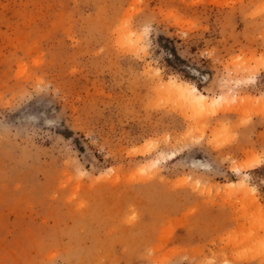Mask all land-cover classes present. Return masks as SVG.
<instances>
[{
    "label": "rangeland",
    "instance_id": "obj_1",
    "mask_svg": "<svg viewBox=\"0 0 264 264\" xmlns=\"http://www.w3.org/2000/svg\"><path fill=\"white\" fill-rule=\"evenodd\" d=\"M263 57L264 0H0V264H264Z\"/></svg>",
    "mask_w": 264,
    "mask_h": 264
},
{
    "label": "bare ground",
    "instance_id": "obj_2",
    "mask_svg": "<svg viewBox=\"0 0 264 264\" xmlns=\"http://www.w3.org/2000/svg\"><path fill=\"white\" fill-rule=\"evenodd\" d=\"M256 69H255V71H257L258 69H260V70H263L264 71V57L261 59V60H259L258 61V63H257V65H256ZM259 71V70H258ZM250 73H251V71H250ZM252 74H254V73H251L250 75H252ZM256 74V73H255ZM254 74V75H255ZM253 77V76H252ZM252 77L250 78L252 81H253V79H252ZM169 84H171V85H173V91L175 92V94L177 95V96H179L181 99H183V100H185V101H187L188 103H193V104H197V105H200L201 107H204L205 108V106L207 105V102H208V98H207V96H205L204 94H201L200 92H198V90L195 88V87H193V86H188V83H185V82H179V83H177V82H174V81H171V82H169ZM230 91V90H229ZM232 95H233V93H232ZM231 94H230V100L229 101H227V104H229V105H227V106H229V107H231L230 108V110H233V111H238L237 109H239L237 106H235V105H233V103H238L239 101H238V99L239 98H236L237 96L236 95H234V96H236V97H233ZM229 97V95L227 96L226 95V97L224 98V99H226V98H228ZM260 97V96H259ZM259 97H257V98H259ZM248 98H250V99H252L253 101H255L257 98L256 97H248ZM247 97H246V99L244 100L246 103H247V99H248ZM223 98H220V97H218L217 99H216V101H218L219 102V100H224ZM263 99L264 98H262V100H261V98H259V99H257L256 101H258V103L259 104H264V101H263ZM232 101V102H231ZM255 101V102H256ZM246 103H244V104H242L240 107L242 108L243 106H246ZM264 107V106H263ZM235 109V110H234ZM229 109H227V111H228ZM170 157V156H169ZM171 157H173V155L171 156ZM236 171H238L237 169H236ZM246 174H244L243 175V177H245L246 178Z\"/></svg>",
    "mask_w": 264,
    "mask_h": 264
},
{
    "label": "trees",
    "instance_id": "obj_3",
    "mask_svg": "<svg viewBox=\"0 0 264 264\" xmlns=\"http://www.w3.org/2000/svg\"><path fill=\"white\" fill-rule=\"evenodd\" d=\"M170 51H171V55H176L173 48H171Z\"/></svg>",
    "mask_w": 264,
    "mask_h": 264
}]
</instances>
